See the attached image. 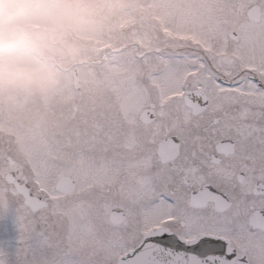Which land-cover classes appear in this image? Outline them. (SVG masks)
<instances>
[{"label":"snow or ice","instance_id":"6c2138e0","mask_svg":"<svg viewBox=\"0 0 264 264\" xmlns=\"http://www.w3.org/2000/svg\"><path fill=\"white\" fill-rule=\"evenodd\" d=\"M131 4L0 138V264H264V0Z\"/></svg>","mask_w":264,"mask_h":264},{"label":"flooded vegetation","instance_id":"af4514ba","mask_svg":"<svg viewBox=\"0 0 264 264\" xmlns=\"http://www.w3.org/2000/svg\"><path fill=\"white\" fill-rule=\"evenodd\" d=\"M131 7V0H0V50L16 55V61L37 76L33 83L31 77L24 80L21 68H10L0 87L10 85L12 76L17 78L20 87L15 99L28 97L30 86L48 87L49 135L59 88L64 89L75 68L95 56L102 41L116 35V21ZM81 54L91 57L77 61Z\"/></svg>","mask_w":264,"mask_h":264},{"label":"rangeland","instance_id":"374dc122","mask_svg":"<svg viewBox=\"0 0 264 264\" xmlns=\"http://www.w3.org/2000/svg\"><path fill=\"white\" fill-rule=\"evenodd\" d=\"M90 57L91 56L81 54L80 56H77L76 60L82 62ZM2 58L7 61H1ZM0 62H5L4 65L0 64V79H3L5 74H8L7 72L10 71V68L13 70L21 68L23 70L22 75L24 76V80L31 77L33 83H36L37 76L34 77V74L36 73L33 70L20 65V62L16 61V55L11 53H5L2 56L0 55ZM4 66L5 68H2ZM12 73L14 75L13 71ZM8 77H10V75H8ZM5 79L6 78H4V80ZM18 85V79L12 76L10 85L6 84L5 86L0 87V138L3 137L10 142L12 147H14L16 154H20L28 146L38 143L41 139L47 136L48 122L46 123V117H43V115L44 107L46 106L47 99L50 95L48 87L37 85L34 89H36L38 95H33V98L31 99L33 104H30L32 107H27L25 105L22 110H20L19 107L17 108V103H15V105L12 104V99L19 95L18 88L20 86ZM31 88L32 87L30 86V89ZM62 91L63 90L59 88V92L55 98L56 105H59ZM38 96L41 103V109H37L35 104ZM42 121L45 122V125L41 124ZM8 235H14V232L11 229V224H9Z\"/></svg>","mask_w":264,"mask_h":264}]
</instances>
